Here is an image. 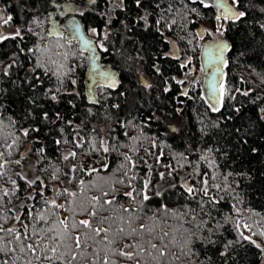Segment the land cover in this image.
Masks as SVG:
<instances>
[{
    "label": "snow or ice",
    "instance_id": "obj_1",
    "mask_svg": "<svg viewBox=\"0 0 264 264\" xmlns=\"http://www.w3.org/2000/svg\"><path fill=\"white\" fill-rule=\"evenodd\" d=\"M134 3L142 14L133 20V25L142 23L144 31L153 28L170 45L168 51L161 49L156 59H176L184 69L192 64L190 57L180 56L178 45L165 35L166 31L188 45L193 40L197 43L202 40L205 32L214 36L204 51L206 59L200 71L206 74L207 87L206 95L199 99L207 105L205 117L208 111L219 115L215 120L208 117L207 124L200 120L203 125L197 128L200 138L223 139L226 134L231 135L237 154L248 145L246 137L264 138L261 127L264 125V104L247 110L245 102L237 101L235 95L239 92L245 98L251 97L247 103L256 104L260 98L251 96L255 89L229 88L222 72L228 63L224 54L233 51L235 45L234 40L225 36L230 30L228 26L253 19L254 12L264 15V8H258L264 0H134ZM123 4L124 0H118L113 6L122 7ZM31 7L37 11L29 20L13 33L0 34V44L19 41L8 56L10 62L0 61V77L9 82L8 86L0 87V264H196L200 256L198 245L200 249L219 245L222 264L229 260L236 264L234 257L245 242L254 245L264 259V245L253 239L264 237V229L254 231L255 223H241L245 212L256 215L249 209L242 212L238 207L242 200L236 191L239 183L235 177L246 174L221 171L214 158L216 153L227 156V148L221 152L220 147H208L199 153L198 148L193 149L191 143H186L183 152L167 145L169 154H166L164 142L158 143L156 136L144 131L150 127V121L159 119L155 113L140 123L134 122L135 117H114L112 110H119L121 105L107 104L112 95L108 90L117 89L120 81L117 73L98 63L97 53V49L109 53L106 41L115 48L109 39L111 33L106 30L111 17L101 12L105 29L87 28L88 33L98 37L96 41L85 38L83 25L74 18L76 15L82 18L86 11L99 8L98 0H33ZM202 10L217 13L213 17L215 32L195 31L189 39L188 25L196 23L189 17L201 16ZM4 11L5 8H0V14ZM59 17L66 19L62 21ZM0 19L8 24L12 17L0 16ZM255 20L256 26L264 31V22H260L259 16ZM45 23L49 24L47 29L41 27ZM121 23L126 31H131V26ZM26 36L35 37V41L25 50L21 45L26 43ZM51 37L56 38L55 43L51 42ZM73 40L82 42L81 53H89L87 57L77 58L76 63L70 62L75 58L71 51ZM41 41L46 42L42 44ZM250 43L247 37H241L242 48ZM21 54L30 65L23 77L11 71L23 68V61L18 63ZM137 58L143 59L139 54ZM82 59L89 61L90 71L84 82L86 104L78 106L81 92L77 89L75 73ZM152 68L160 76L162 91H171L162 66L154 62ZM189 74L183 73V79L174 76L170 79L177 85H185ZM140 79L145 89L153 88L143 77ZM45 80L50 86H45ZM3 83L0 79V84ZM193 83L198 84L199 80L189 82ZM24 88L27 95L20 101V111L24 115L17 120L8 115L7 109ZM119 95L125 96V93ZM180 97L193 99L188 88L174 97L177 103L183 104ZM42 100L51 105L46 107ZM61 103L72 111L65 115L56 107ZM97 106L99 110L94 111ZM175 110L183 111L182 108ZM245 111L251 114L245 115ZM233 120L245 121L246 127L232 126V131H228L229 122ZM26 121H31L27 127L24 126ZM117 125L124 129L125 140L115 135ZM66 127L72 135L71 140L65 136ZM42 129L46 131L42 133ZM129 129L134 130L135 135H130ZM53 131L60 136V139H53L55 145L71 144L73 147L64 150L59 157L62 162H68L66 171L54 168L46 182L36 171V164L47 158L44 147L35 149V160L28 157L31 148L20 153V158L12 157L23 140L33 136V143H40L41 134ZM172 131L180 129L173 127ZM247 151L255 154L258 149L250 147ZM93 154L97 156L95 161L89 159L83 163L78 159ZM193 154H198L195 161L189 158ZM26 159L28 162L24 163ZM201 161L212 171H201ZM14 166L20 170L16 171ZM46 171L47 168L40 169V172ZM21 181L25 185L23 188ZM46 191L49 194L46 195ZM225 197L236 201L228 214L219 207ZM229 225L237 233L233 239L224 237Z\"/></svg>",
    "mask_w": 264,
    "mask_h": 264
},
{
    "label": "trees",
    "instance_id": "obj_2",
    "mask_svg": "<svg viewBox=\"0 0 264 264\" xmlns=\"http://www.w3.org/2000/svg\"><path fill=\"white\" fill-rule=\"evenodd\" d=\"M118 0H113L112 3H108L107 0H98V5L100 6L95 11H86L83 20L86 24V27H95L98 30L105 29V19L102 17L101 12H107L111 17V23L107 27V31L111 33L113 39V44H108L109 53L102 52V55H109V60L114 64V66L119 67L120 73V86L115 90L111 91V98L107 101V104L110 106L113 103H118L121 105L119 110H112L114 117L119 119H132L135 117V123H140L155 113V116L159 119H153L150 121V127L145 128L144 131L149 135H154L157 137L158 143L164 142V152L169 154V149L167 145H171L172 149L183 152L185 151L186 143H191L193 149H199V153H203L204 149L208 147L216 148L220 147L221 152L227 148V156L221 157L220 153H216L215 159L216 162L220 164L221 171L228 172H242L246 175L236 176L235 179L239 183V187L236 191L240 194V199L242 203L238 205L240 210L243 212L245 209L251 210V213L256 215H251L250 213L245 212L241 217V223L247 222L249 224L255 223L254 231L264 229V138H258L256 136H248V145L245 146V149L239 151L237 154V149L233 147L235 140L231 135H225L223 139L220 137H209L200 138L199 132L197 131L198 127H202L200 120L203 119L204 123H208V117L215 120L219 115L217 113L207 112V117L203 114L207 109V105L199 97L204 96L202 87H201V76H200V49L202 40H193L191 45L186 44L185 41L176 40L175 36L171 32H165V35L171 37L174 42L178 45L180 49V56L183 58L185 56L192 59V64L189 65L188 69L180 67V61L176 59H156L160 56L161 49L163 51H168L170 45L164 42V37L155 32L153 28H149L147 31H144L143 24L133 25V20L137 19L141 13L139 9L136 8L134 0H124L122 7H114L113 5L117 3ZM246 2V0H245ZM33 0H0V4L5 8L6 17L11 16L12 20L8 24L2 23L0 27L5 28L6 30L15 31L19 25L24 23V21L29 20L31 15L34 14L37 10L32 8L31 5ZM176 7L177 5H173ZM190 7H199L198 5H189ZM258 8H264V4H258ZM51 10V9H49ZM46 15V14H45ZM216 15L214 10H202L201 16L197 17L192 15L189 17L192 20H195L196 23L188 25L189 39L192 38L194 32L197 31L200 23L205 21L214 22L213 17ZM259 16L260 22H264V15L259 12L253 13V19L246 20L242 24L229 25V31L225 33V36L235 41L233 51L227 52V66L225 67V76L224 83L231 89H240L242 91L255 89L252 92L251 96H258L260 99L256 100V104H248L245 98L236 92L237 101H244L245 107L247 110H252L256 105L264 104V31L260 30L256 26L255 17ZM152 18H149L151 23ZM126 22L131 26V31H126L122 26L121 22ZM37 31H40V28L33 25ZM44 29L49 27L48 23L41 25ZM247 30V31H246ZM45 34V33H42ZM241 37H247L251 41L247 48H242ZM98 40V37H95ZM26 43L21 45L25 48L32 47L35 41V37L29 39L26 36ZM51 42L55 43L56 38H49ZM46 41H41L45 43ZM19 41H5L3 44H0V61L10 62L8 60L9 54L16 49ZM142 45V47H141ZM195 49V50H193ZM71 51L75 53V58L71 59V63H76L77 58L81 57V52L78 48L76 41H72ZM243 51L244 54H241ZM120 53H122V58H119ZM142 56L143 59H138L137 55ZM85 57V55H83ZM19 61H23V68L13 69L20 77H23L24 70L30 65L28 60L25 59V55L21 54L18 58ZM156 62L162 66L164 75L166 78H169V84L171 85V91L165 93L162 91V85L159 83L160 76H158L153 68V63ZM86 59L80 60V65L77 67L75 73V78L77 79V89L81 92V99L77 101L78 106L86 104V101L83 99L84 95V76L86 69ZM138 67L140 71L143 72L149 79V83L153 85L152 89H145L138 82L137 71ZM2 71V69H0ZM189 72L190 74L187 77L185 85H177L170 78L176 77L177 79H183V73ZM3 79L4 83L0 84V87L8 86V79L0 77ZM43 79V77H42ZM199 80L198 84H189L190 81ZM45 86H50V83L45 80ZM184 88L189 89V95L193 98L191 100L180 97L184 101L183 104L176 102L174 97L179 95V92ZM194 89V90H193ZM133 90H135L136 101L131 107V112L128 108L129 97L133 95ZM41 89H37V92H40ZM100 91V90H98ZM121 92L125 93V96H120ZM27 95V89L24 88L20 95L16 98L15 103H11L7 109V113L10 117L19 120L24 113L20 111V101ZM66 99V98H65ZM25 103H27L25 101ZM45 106H50L51 102L41 101ZM235 103V102H233ZM90 106V105H89ZM59 110L67 115L72 110L65 104L61 103L56 106ZM176 108H182V112H177ZM99 106L94 108V111H98ZM82 112V110H81ZM250 111H245V115H250ZM79 116L77 117V122ZM95 118H93V123ZM31 121L24 122V126L27 127L28 123ZM174 122L180 126L179 132H173L170 129L168 123ZM7 123V122H6ZM232 126L246 127V122L241 120H233L229 122L228 131H232ZM17 127H20L17 124ZM264 128V125H261ZM46 131L42 129V133ZM124 129H121L118 125L116 126L115 135L120 138V140H125V137L122 135ZM130 135H135L134 130L129 129ZM65 136L68 140L72 139L70 130L65 128ZM60 139V136L55 132H51L48 135L41 134V142L33 143V136H30L26 140H23V143L20 145L18 151H14L12 159L20 158V153L24 152L26 149L31 148L32 151L28 152V157L32 160H35L34 155L35 149L44 147L46 149L47 158L41 160L36 164V171L39 172L42 176L46 178L54 170V168H60L61 171H66L65 165L68 162H62L59 157L62 152L66 149L73 147L71 144H61L59 146L53 143V139ZM147 147V143H145ZM250 147H256L258 151L253 154L247 151ZM159 151V149H157ZM198 153V154H199ZM198 154L190 155V159L195 161ZM78 159L87 163L89 159L95 161L97 156L93 154L91 157L79 156ZM116 157L113 155V160ZM26 159L24 163H27ZM89 167L91 165H88ZM16 171H19L18 166H14ZM47 168L46 172H40V169ZM201 171H212L207 169L206 164L200 162ZM188 169H185L187 172ZM141 174H143V169H140ZM184 173H181L183 175ZM16 178V177H13ZM84 179H89V177H82ZM155 179V177H153ZM233 179L229 177V180ZM21 187H25L21 181ZM55 186V185H53ZM49 194L46 191V195ZM236 204L235 200H229L227 197L219 207L225 214L230 213L232 210V205ZM245 234H248L245 232ZM237 235L234 227L231 225L228 226V231L224 232V237L226 239H233ZM253 239H256L258 243L264 245V237L255 236ZM200 256L199 260L196 261V264H200V261H203V264H222V260L219 256V245L217 246H208L207 248L200 249L199 245L197 246ZM236 264H264V259L258 249L254 245L248 244L245 242L242 248L237 250V254L234 257ZM227 264H233L232 260H229Z\"/></svg>",
    "mask_w": 264,
    "mask_h": 264
},
{
    "label": "water",
    "instance_id": "obj_3",
    "mask_svg": "<svg viewBox=\"0 0 264 264\" xmlns=\"http://www.w3.org/2000/svg\"><path fill=\"white\" fill-rule=\"evenodd\" d=\"M74 18L77 19V20H79V21L81 22V24L83 25V34H84L85 38H87V39H91V40H93V41H96V38L93 37L90 33L87 32V27H86V24H85V22L83 21V19H82L81 17H79L78 15H76ZM65 19H66V18H65ZM65 19H64V20H65ZM197 31H203V26L200 25V26L198 27ZM65 36L68 37V33H65ZM69 38H70V37H69ZM73 41H76V43H77V45H78V48H79V50H80V52H81V48H82V46H83V45H82V42H78L77 40H73ZM211 41H213V39H206V40H204V41L202 42V44H201V49H200V61H201V67H202V65L204 64L205 59H206V57H205V55H204V51H205L206 46L208 45V43L211 42ZM97 53H98L99 56H100V59H99L98 63H99L100 65L105 66V68H107V69H109V70H111V71L117 73V74H118V79H119V81H120V75H119L120 73H119V69L116 68V67L113 65L112 62H110V61H106V60H103V59H102V51H100L99 49H97ZM81 54H82V55H85V57H87V56L89 55V53H87V52H83V53H81ZM224 55H225V59L227 60V52H226ZM86 62H87V64H86V69H85L84 82L88 80V74H89V71H90V65H89V61H88L87 59H86ZM222 72H223V78H224V76H225V67L222 68ZM200 76H201V87H202V90H203L204 95H206V91H205V89H206V87H207V85H206V83H205V77H206V74H205L204 72L201 71V72H200ZM84 91H87V86H86L85 83H84Z\"/></svg>",
    "mask_w": 264,
    "mask_h": 264
},
{
    "label": "rangeland",
    "instance_id": "obj_4",
    "mask_svg": "<svg viewBox=\"0 0 264 264\" xmlns=\"http://www.w3.org/2000/svg\"><path fill=\"white\" fill-rule=\"evenodd\" d=\"M0 8H3V6L0 4ZM92 10H97V8H93ZM0 16H2V17H5L6 18V12L4 11L2 14H0ZM3 23V19H0V25ZM200 25H202L203 26V31L205 30V29H207L208 30V32H215V28H214V22H211V21H205L204 23H200L199 24V26ZM198 26V27H199ZM14 31H10V30H6L5 28H3V27H0V34H10V33H13ZM207 33V32H206ZM208 38L209 39H214V36L213 35H208ZM207 37H206V39H208ZM109 39L113 42V39H112V37H111V35H110V37H109ZM114 43V42H113ZM105 44H106V46L108 45V42L106 41L105 42ZM122 56H124V55H122V53H120V55H119V58L120 59H123L122 58ZM137 77H138V82H139V84L141 85V86H143V83H142V81H141V79H140V77H143V81H146L147 83H149V79H148V77L143 73V72H141L140 71V68L138 67V71H137ZM136 92H135V90H133V95H131L130 97H129V102H128V108L130 107V106H132L134 103H132V102H135L136 101V95H134ZM94 123H95V121H94ZM169 124V126H170V129L172 130V128L174 127V128H180V126L178 125V126H176L177 124L176 123H174V122H170V123H168Z\"/></svg>",
    "mask_w": 264,
    "mask_h": 264
},
{
    "label": "flooded vegetation",
    "instance_id": "obj_5",
    "mask_svg": "<svg viewBox=\"0 0 264 264\" xmlns=\"http://www.w3.org/2000/svg\"><path fill=\"white\" fill-rule=\"evenodd\" d=\"M91 11H94V10H91ZM216 14H217V13H216ZM65 18H66V17H59V19L62 20V21H63ZM82 19H83V17H82ZM83 21H84V20H83ZM204 36H206V37L208 38V34H207L206 32H205ZM206 37L203 39V41L206 40ZM208 39H209V38H208ZM102 59H103V60H106V61H110V60H109V55H102ZM110 62H111V61H110ZM113 65H114V64H113ZM115 67L119 69V67H117V66H115ZM11 71H13V70H11ZM119 75H120V74H119Z\"/></svg>",
    "mask_w": 264,
    "mask_h": 264
}]
</instances>
